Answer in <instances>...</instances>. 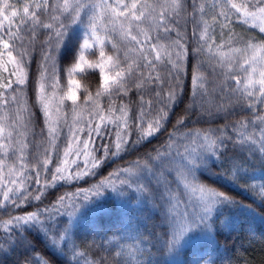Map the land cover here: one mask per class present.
Masks as SVG:
<instances>
[{"label": "snow or ice", "instance_id": "6c2138e0", "mask_svg": "<svg viewBox=\"0 0 264 264\" xmlns=\"http://www.w3.org/2000/svg\"><path fill=\"white\" fill-rule=\"evenodd\" d=\"M241 25L264 34V0H0V264H53L40 243L59 264H252L219 243L264 221V37Z\"/></svg>", "mask_w": 264, "mask_h": 264}, {"label": "trees", "instance_id": "16d2710c", "mask_svg": "<svg viewBox=\"0 0 264 264\" xmlns=\"http://www.w3.org/2000/svg\"><path fill=\"white\" fill-rule=\"evenodd\" d=\"M248 26L242 25L239 29H237V32H241L243 34L247 35H254L257 37V39H260L264 37V34L259 33V30L253 29L251 31H247ZM67 65H65L66 67ZM170 67V66H169ZM35 66H33L34 70ZM100 79L99 70H88L84 74V79L81 80V88H80V95L83 96L84 92L83 89L85 86L89 88L90 91H95L96 87L98 86V81ZM130 95H132L130 93ZM34 94L30 93V102L34 100ZM39 114V110L34 109ZM42 123V118L41 121ZM83 166V165H81ZM115 165H111L108 168L104 170L105 174L107 171L111 170V167H114ZM254 175L256 177H259L261 173L259 171L255 172ZM88 179V178H86ZM211 183V181H207ZM71 189L68 186H65V188L60 189V192L63 191H71ZM52 194L50 198H54L55 195H58L59 193H56L54 190H49ZM232 195H234L237 199L244 200L245 202H249L247 200V193L242 192L240 189H237L235 192H232ZM113 205H109V207H112ZM30 210V209H29ZM225 215H228L227 213ZM2 219H7V216L0 217ZM242 225V227L240 226ZM2 229H0V234H2ZM251 233L255 234V239H252ZM39 239V238H37ZM249 240H252L251 244H249ZM219 243H220V252L222 255H233L231 249L233 245L236 246V248L239 249L238 256L245 258L252 262V264H264V221L260 219L255 220H249L245 221L243 218H240L237 220V228L234 233L229 235V232L227 229L223 230L222 235L219 237ZM41 254H44L46 258L50 259L53 264H59L56 257L52 256L49 251H47L42 243L38 245ZM228 251H225V250ZM232 264H237V260L234 258L232 261Z\"/></svg>", "mask_w": 264, "mask_h": 264}, {"label": "rangeland", "instance_id": "374dc122", "mask_svg": "<svg viewBox=\"0 0 264 264\" xmlns=\"http://www.w3.org/2000/svg\"><path fill=\"white\" fill-rule=\"evenodd\" d=\"M241 26H242V25H241ZM239 28H240V26L236 27V30L239 29ZM257 30H258V29H257ZM65 131H67V129H65ZM77 163L83 165V161H82V160H78Z\"/></svg>", "mask_w": 264, "mask_h": 264}]
</instances>
